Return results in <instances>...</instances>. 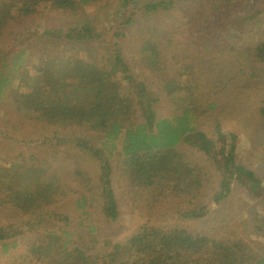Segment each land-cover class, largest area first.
<instances>
[{"label":"trees","instance_id":"obj_1","mask_svg":"<svg viewBox=\"0 0 264 264\" xmlns=\"http://www.w3.org/2000/svg\"><path fill=\"white\" fill-rule=\"evenodd\" d=\"M100 1L1 0L0 38L7 32L8 26L11 29L15 23H20L21 27L15 29L17 33L12 45H0V98L12 88L21 94L13 110L16 115L19 114L23 133L14 146L12 138L0 127V167H11L17 172V179L13 183L5 184L0 179V206L15 219L0 225L3 252L9 247L6 245L7 240L32 233L34 240L27 251L31 264H264L263 256L253 253L230 233L225 218L221 219L223 225H218L219 217H211L212 212L225 217L219 213L223 206L212 209L210 204L224 201L235 184L261 198L264 207V188L260 175L242 165L236 156L237 144L243 143L242 150L245 152L257 149L259 152L253 154L259 155L258 163L264 169V99L258 106H253V111L247 112L249 124L243 125L242 130L223 131L216 125L213 136L208 138L197 129L193 120L189 121L188 114H192V119L195 115L204 116L207 111L214 110L216 105H221L215 102H223L219 97L212 96L205 104L197 105L198 101L191 98L190 94L194 95L198 90L196 81L191 79L194 75L197 79L201 76L194 72V64L180 59L188 50L180 44L181 41H174L177 34L173 30L157 39H153L155 35L152 36L150 30H144L145 34L139 37V43L136 44L139 52L137 58L132 53V58L126 59L118 48L113 49L117 46L113 38L104 39L103 33H97L92 24L85 21L70 23L56 30V37H63L69 43L88 44L96 41L100 47H104L105 43L112 45L106 48L109 63L101 59L100 65L94 68L84 62L81 69L72 57H48L47 54L44 60L39 58L42 62L40 68H32L29 52L38 48L33 43L41 39V34L37 35V26L32 29L21 24L31 19L30 7L34 8L36 15L63 16L65 12L79 13L83 8L96 6ZM179 1L121 0L123 13H113V35H120L115 28L119 20H122L120 27L124 28L137 12H166L176 7ZM182 1L189 4V0ZM203 2L202 10L206 16H217L219 10L227 6L240 11L248 6L246 13L229 21V29L214 35L209 31L204 34L201 32L205 39L201 44H196L204 53H199L201 59L196 64L198 72L217 79L221 71L225 74L222 76L227 77L229 65L218 66L225 58L224 53L234 50L228 45L227 37L236 40L246 33L247 24L264 14V0ZM184 9V13L192 12L189 5ZM190 15L193 17V13ZM214 23L220 27L224 21L217 20ZM232 30L238 33L231 36ZM249 31L255 32L254 29ZM251 45L246 48L247 52L252 51L249 61L253 65L263 64L264 40L259 35ZM162 56H168L177 63L173 64L177 68L176 76H167L164 69L169 62ZM214 56H218L219 60ZM206 57L209 59L206 60ZM133 63L145 67V70L137 71L140 77L146 71L147 82L151 85L153 76H158V86L164 84L158 90L168 98L166 102L173 109L179 110L175 117L158 119L151 111V102L156 100L149 96L147 82L137 81L128 74ZM180 75L188 79L183 86L188 89L189 98L183 104L181 98L183 100L185 93L171 85ZM257 80L256 71L249 73L246 80L248 86L228 93L225 102L232 101L231 107L234 108H237V104L249 103L252 92L257 90ZM126 83H129L127 87L124 85ZM257 108L258 114L255 112ZM6 109L4 111L11 113L12 107ZM135 112H140L139 123L131 120ZM257 116L259 121L256 120ZM35 122L37 125H34ZM25 128H30L32 132L24 131ZM91 129L99 136L100 142L95 145L82 137V133ZM29 133L41 138L26 142ZM43 141L49 144L59 141L64 147L71 144L81 155L94 158L101 173L97 186L96 180L91 181L87 176L80 178L82 174L77 177L79 172H59L57 175L55 168L46 163L44 157H40L35 166L26 164L29 162L28 157L35 159V153L28 154L25 147ZM115 151L121 155L120 164L126 171L124 184L130 187L135 203L124 202L121 196L117 198L112 193L107 157ZM61 152L53 150L51 155L58 160ZM250 157L245 163L249 164L252 160ZM199 164L211 167L212 177L218 178L214 192L203 190L207 180L200 176L203 170ZM193 180L196 185L193 189L189 188V193L195 192L194 195H185L188 192L187 182L190 184ZM93 189H97L98 194L89 201L97 199V208L83 211L85 191ZM73 199L74 203L69 209L64 207ZM139 199L144 200V203H139ZM163 203H167V210L160 212L177 216L171 226H157L152 221L159 214L156 208H160ZM122 205L128 210L133 209L130 211L131 224L126 226L118 221ZM70 209L73 211H66ZM78 210L80 215L75 226L70 229ZM97 216L102 219H97ZM75 234L77 238H74Z\"/></svg>","mask_w":264,"mask_h":264},{"label":"rangeland","instance_id":"obj_2","mask_svg":"<svg viewBox=\"0 0 264 264\" xmlns=\"http://www.w3.org/2000/svg\"><path fill=\"white\" fill-rule=\"evenodd\" d=\"M120 1L121 0H101L96 6L83 8L82 11L76 14L65 12L63 13V16L61 14H58L57 16L50 14L36 15L34 8L28 6L32 12V17L21 24L25 28L32 29L37 26L39 28L37 35L41 34V39L33 43L34 46L38 45V48L32 49V52H29L30 59L33 61L31 63L32 68H40L42 62L39 60V58L44 60L47 57V54L48 57H53V55H61L65 58L72 57L73 61L76 63V66L81 69L84 62L88 63L94 68L100 65L101 59L102 62L105 61L106 63H109L110 58L107 55L109 52H106V48L109 46L111 48L112 45L108 46V44L105 43L104 47H100L96 44V41H90L88 44L69 43L66 40H63V37H56L58 36L56 30L63 29L70 23H81L85 21L86 23L92 24L97 33H103L104 39L108 40L110 37L113 38V41L117 44V46L113 47V49L118 48L122 56L126 59H131L132 53L134 57L137 58V53L139 52L137 50L136 44L139 43V37H142L145 34V32H143L144 30H150V34H152V36L155 35L153 39H157L158 37L163 38L167 31L173 30L177 34L174 41H181L180 44L184 47V49L188 50L180 59L183 62L194 64V72H197L201 76V78L197 79V76L194 75L191 79L192 81H196L195 87L198 89L194 95L190 94L191 98L198 101L197 105L205 104L208 98L212 96L219 97L223 102L219 103L218 101H214L216 104L221 105H216L214 110L209 112L207 111L204 116L195 115V117L192 119V114H188L189 121L191 122V120H193L197 129L205 133L208 138L213 136L214 127L216 125H219L223 131H237L242 130L243 125L249 124L247 112L254 109L253 106H258L261 99H264V63L253 65V63L249 61V54L252 51L247 52L246 48L252 46L251 43L253 40H256L257 36L259 35L264 40V14H262L257 20L248 23L246 26V33H242L238 39L232 40L231 37H227L228 45H230L234 50L224 53L225 58L220 61L218 66L222 67V65L228 64L229 71L227 73V77H223L222 75L225 74L220 71L218 75L220 77H217L216 79L198 72L196 68V64L201 59L199 53L204 54L199 45L196 46L197 43L201 44V42L205 39L201 32L204 34L205 31H209L210 34L214 35L218 34L223 29H229V21H232L242 15L248 9V6H244L241 11L227 6L226 8L219 10V14L217 16L212 14H208V16H206L202 10V6L204 4L203 0H189V4L186 2L183 3V1L180 0L176 4V7H173L172 9L170 8V10L166 12L159 11L157 13L150 14L137 12V14H133L131 23H129L124 28L120 27L122 20H119V24L115 28L117 31H119L120 35L114 36L113 33L115 30L112 29L111 23L113 21L114 12L123 13L122 7H120ZM136 1L143 2L144 0ZM188 5L190 6L192 12L188 11L187 13H184L186 10L184 8ZM1 6L4 7V5ZM7 7L11 8V6ZM191 13H193V17H191ZM128 14L129 12L125 15L124 19L128 16ZM217 20L218 22L224 21L223 26L219 27L217 23L213 24V21ZM19 24L15 23L11 29L10 26L7 27V32H5L0 38V45H12L13 37L17 33V30L15 29L18 28V26L21 27ZM249 29H254L255 32H250ZM237 33V30H232L230 35L232 36ZM26 48L28 47L26 46ZM214 57L219 60L218 56ZM162 58L169 62L166 65L167 68L164 69L167 76H176L175 72L177 68L173 64L177 63L170 60L168 56H162ZM208 59L209 57H206V60ZM138 69L145 70V67L139 66L138 63H136V65L133 63V68L130 67L131 73L128 72V74L137 81L147 82V72L144 71L143 75L140 77V73L137 71ZM252 71H256L258 74L256 85L257 90L252 92V97L250 98L249 103L242 105L237 104V108L231 107V105H233L232 101L227 103L225 102L227 99L226 95L233 92L234 90L248 86L246 82L247 76ZM151 82L153 83L152 85L150 82L146 83L149 96L152 99L155 98L156 100L151 102V111L156 114L158 119L175 117L179 113V110L175 107V109H173L166 102L168 101V98L164 96L163 92L158 90V87H164V84L158 86L159 79L157 75L153 76ZM184 82H188V79L180 75L179 78L175 80L173 84H171L174 87H179L180 92L185 93L183 100L181 98V104H183V102L189 98L188 89L183 86ZM198 83L200 88H198ZM124 85L127 87L129 83ZM20 97L21 94L17 91V89L12 88L11 90H8L4 93V97L0 98V127L5 130V134H8L12 138L14 146L18 137L22 136L23 134L20 129L21 122L18 118L19 114L16 115L13 110V106H15L14 103H16ZM6 107H12L11 113L4 111L7 110ZM255 112L257 114L259 113L258 108ZM259 119L260 118L257 116L256 120L259 121ZM131 120L133 123L141 122L140 112H135ZM34 125H37V123L35 122ZM24 131L32 132L30 128H25ZM79 134L81 133H78L77 135ZM82 137H84L91 145H95L100 142L99 136L97 137V132L94 129L82 133ZM38 138L40 139L41 137H39L37 134L29 133L26 135V142L30 140L34 141ZM251 139L249 140V143ZM242 145L243 143L240 145L237 144V160L240 161L242 165L244 164L247 168L253 169L256 175H260V182L264 188V169H261L263 166L258 163L259 155L253 154V152L257 153L259 150L254 148L251 150L248 149L247 154V152L242 150ZM24 150L28 154L31 152L35 153V159L28 157L29 162L26 163L28 165L35 166L36 163H38L40 157H44L46 163H49L51 167L55 168L54 171H56L57 175L59 172H79L77 177H80L82 174L80 178L87 176L91 181L96 180V186L101 180V173L94 158L85 156L83 154L81 155V153L78 152V149L73 148L71 144L68 147H64L63 143L59 141H52L51 144H49L47 141H43L38 142L34 146H26ZM53 150L62 151L58 160L56 157L51 155ZM197 155L201 156L200 154ZM249 157L252 160H250L249 164H247L245 162ZM120 160L121 155L118 151L113 152L111 156L107 157V163L109 166L108 168L110 170L108 179L111 180L110 186L112 193L117 198L121 196L124 202L130 201L135 203V198L132 195L130 187L124 184V175L126 174V171L122 169ZM17 164H19V161H17ZM198 166L203 170L200 176L207 180L205 186H203V190L214 192L217 188L219 180L218 178L215 179L212 177V168L207 166L203 167L202 164H199ZM193 177L194 176L191 178ZM0 179H3L5 184L13 183L17 179V172L15 169L12 170L11 167H0ZM195 185V180H193L190 184L188 181L186 188L188 192L184 194L193 196L195 192L189 193V188L193 189ZM95 194H98L97 189L96 191L94 189L85 191L86 199L83 206V211L97 208V199L93 202L89 201ZM203 194H205V192ZM73 203L74 199L67 203L64 207H68L67 209H69V206H71ZM139 203H144V200L139 199ZM165 204L167 205V203H163L160 208H156L159 209V214L156 215L152 221L157 226H171L174 219L177 217L175 215H166L165 213L167 212H160L167 210ZM210 204L212 209H218L223 206L221 207L222 210H220L219 213L223 214L225 217H220L218 213L214 212L211 214L212 218L215 215L219 217V222L217 223L218 225L221 223L223 225L224 221H221V219L225 218L227 221V228L230 233H233L237 238L245 243L247 248L252 250L253 253L264 257V207L261 198L258 199L246 189L233 184L231 186V194L226 196L224 201L218 203L219 205L213 202H210ZM66 211L72 212L73 210L70 209ZM130 211H133V209L128 210L125 205L120 207L121 214L118 221L124 226L131 224L129 221L131 218ZM79 215L80 211L78 210L74 216V224L70 227V229L75 226ZM96 218L102 219L100 216H97ZM22 219L23 218L20 220ZM13 221H15V219L12 217L11 213L4 210L0 206V225H5ZM82 232L85 233L86 230L83 229ZM99 235L103 234L99 233ZM74 238H77L76 234L74 235ZM33 240L34 238L32 233L27 234L26 236L20 235L13 239L7 240L6 245H9V247L5 252H3L4 246L0 244V264H31L29 258L27 257V251Z\"/></svg>","mask_w":264,"mask_h":264}]
</instances>
